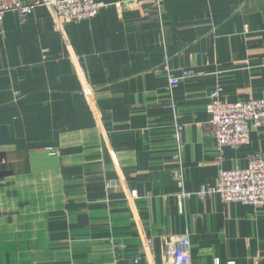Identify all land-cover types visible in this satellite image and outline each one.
Instances as JSON below:
<instances>
[{
	"label": "crops",
	"instance_id": "crops-1",
	"mask_svg": "<svg viewBox=\"0 0 264 264\" xmlns=\"http://www.w3.org/2000/svg\"><path fill=\"white\" fill-rule=\"evenodd\" d=\"M95 1L62 26L45 6L0 20V264H172L184 234L191 264H264V207L180 210L165 107L169 75L192 71L172 92L186 192L264 156L260 129L218 163L206 112L215 89L264 99V0Z\"/></svg>",
	"mask_w": 264,
	"mask_h": 264
},
{
	"label": "built area",
	"instance_id": "built-area-1",
	"mask_svg": "<svg viewBox=\"0 0 264 264\" xmlns=\"http://www.w3.org/2000/svg\"><path fill=\"white\" fill-rule=\"evenodd\" d=\"M155 5L160 9L156 0ZM36 6L49 8L56 25L62 26L68 22L93 19L98 14L102 4L95 0H41L33 4H25L21 0H0V20L7 13H13L20 20H25ZM191 76H193V72L189 70L183 71L178 77L169 75L167 86L169 100L165 105L174 113L176 152L173 160L177 165L171 170V175L180 189L176 195L180 210L182 211L185 201L191 195H196L201 199L216 196L225 204L238 203L255 208L264 207V156L261 154L250 156L245 168L231 170L220 168L217 180L212 186H202L193 194L183 190L182 146L180 141L183 126L178 122L179 117L175 111L172 92L183 79ZM84 94L89 97L90 90H84ZM206 112L218 153V163L222 160L223 148L245 146L249 143L251 132L264 129V99L249 96L242 101L229 102L221 98L219 89H215L208 95ZM129 198L132 200L138 198L135 189L130 190ZM165 252L172 264H191L189 235L179 236L175 242L166 246ZM215 264H219V262L216 261Z\"/></svg>",
	"mask_w": 264,
	"mask_h": 264
}]
</instances>
